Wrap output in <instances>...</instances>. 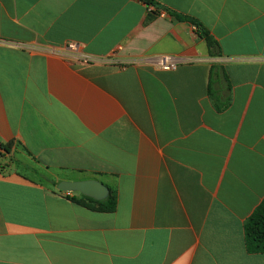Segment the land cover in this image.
Listing matches in <instances>:
<instances>
[{
  "label": "crops",
  "instance_id": "1",
  "mask_svg": "<svg viewBox=\"0 0 264 264\" xmlns=\"http://www.w3.org/2000/svg\"><path fill=\"white\" fill-rule=\"evenodd\" d=\"M154 2L0 0V264H264V0ZM78 180L116 210L54 185Z\"/></svg>",
  "mask_w": 264,
  "mask_h": 264
},
{
  "label": "trees",
  "instance_id": "2",
  "mask_svg": "<svg viewBox=\"0 0 264 264\" xmlns=\"http://www.w3.org/2000/svg\"><path fill=\"white\" fill-rule=\"evenodd\" d=\"M145 2L147 5L151 6H158L154 0H140ZM178 20L191 23L198 28L199 34L202 38H204L207 42V47L209 50V55L211 57H217L221 55V49L219 47L218 42H216L209 34L208 30L202 26L201 24L197 23V21L192 20V18L180 16L176 14H172ZM216 68L211 70V77L209 83V95L212 97L213 101L216 103L217 109L221 110L227 104H224L223 107H220L218 104V100H216V94L212 92V79H215L216 76ZM9 145L1 147V149L5 152H9ZM3 153L0 152V159ZM2 166L0 164V172H2ZM54 185H57L55 183ZM76 204L84 206L89 210L96 211V212H104V213H113L117 207V195L113 189H110V195L107 200L103 202L94 201L90 198L80 196L79 199L75 195L70 198ZM245 244L249 254H262L264 253V200L261 205L255 210L252 216L246 221L245 223Z\"/></svg>",
  "mask_w": 264,
  "mask_h": 264
},
{
  "label": "water",
  "instance_id": "3",
  "mask_svg": "<svg viewBox=\"0 0 264 264\" xmlns=\"http://www.w3.org/2000/svg\"><path fill=\"white\" fill-rule=\"evenodd\" d=\"M58 189L64 193H79L94 201L103 202L110 195V189L96 180L60 181Z\"/></svg>",
  "mask_w": 264,
  "mask_h": 264
},
{
  "label": "built area",
  "instance_id": "4",
  "mask_svg": "<svg viewBox=\"0 0 264 264\" xmlns=\"http://www.w3.org/2000/svg\"><path fill=\"white\" fill-rule=\"evenodd\" d=\"M61 53L69 61H81L84 63L90 62V58L87 56H83L80 52L79 46L74 43H70L67 48ZM182 62L183 59L178 57H164L158 58L154 63L163 70L169 71L176 69ZM0 152H2L1 148Z\"/></svg>",
  "mask_w": 264,
  "mask_h": 264
}]
</instances>
